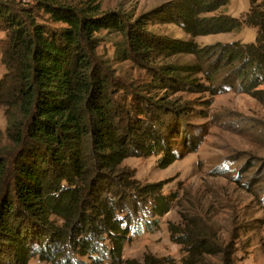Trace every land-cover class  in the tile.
<instances>
[{
    "label": "trees",
    "instance_id": "16d2710c",
    "mask_svg": "<svg viewBox=\"0 0 264 264\" xmlns=\"http://www.w3.org/2000/svg\"><path fill=\"white\" fill-rule=\"evenodd\" d=\"M19 4L0 0L7 69L0 106L8 119L0 146V264H236L207 212L169 223L179 261L151 253L123 258L125 243L156 231L176 198L160 182L136 178L123 161L156 155L165 167L197 150L201 125L186 119L192 102L175 95L186 86L214 95L236 83L264 107V0H249L253 41L214 45L193 38L241 28L229 0H166L138 14L102 10L100 0ZM155 22H173L189 39L157 34ZM102 30L115 36L113 56L147 78L115 77L97 54ZM186 54L193 59L185 62Z\"/></svg>",
    "mask_w": 264,
    "mask_h": 264
},
{
    "label": "rangeland",
    "instance_id": "374dc122",
    "mask_svg": "<svg viewBox=\"0 0 264 264\" xmlns=\"http://www.w3.org/2000/svg\"><path fill=\"white\" fill-rule=\"evenodd\" d=\"M28 5L35 0H11ZM78 1V0H77ZM166 0H100L102 10L121 9L140 13ZM249 0H229L228 12L241 20L238 30L193 39L200 45L226 43L234 39L253 41L256 28L245 22ZM153 32L173 38L189 39L173 22L150 24ZM98 36V57L106 60L117 78H147L145 71L128 60L113 56L114 34L102 30ZM4 32L0 31V38ZM185 62L193 56L185 55ZM7 72L0 59V78ZM200 83L205 82L198 75ZM140 82V81H138ZM205 84H207L205 82ZM217 87V85H214ZM206 87H185L175 95L190 99L192 115L186 119L201 125L195 132L197 150L186 152L170 165H159L158 156H132L123 164L142 182H160L162 192L176 195L171 209L159 217L154 232L143 230L125 243L123 258L142 260L151 253L170 255L179 261L180 245L170 239L169 223L183 222L187 212H207L211 227L224 243L231 244L236 264H264V107L237 84L210 94ZM8 119L0 106V146L5 144ZM254 165L250 167V164ZM258 180V181H256ZM27 264H51L38 258Z\"/></svg>",
    "mask_w": 264,
    "mask_h": 264
}]
</instances>
